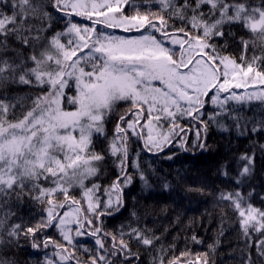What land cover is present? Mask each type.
<instances>
[{"label": "snow or ice", "instance_id": "obj_1", "mask_svg": "<svg viewBox=\"0 0 264 264\" xmlns=\"http://www.w3.org/2000/svg\"><path fill=\"white\" fill-rule=\"evenodd\" d=\"M156 3L158 12L142 13L132 0H12L11 14L0 11V197L4 198L0 207L12 195L17 201L28 196L44 205V214L34 224L23 220L9 224V217L15 213L0 215V246L18 245L24 237L31 240L33 249L53 247L55 251L45 255L43 264H114L115 259H120L121 264H137L140 254L132 250L131 241L146 248L154 246L159 238L148 234L150 230L129 225L130 230H121L119 238L103 233L111 237L109 247L99 235L102 228L83 231L85 224L92 225L93 219L111 215V210L123 206V190L132 181L126 173L129 132L143 139L148 151H159L186 133L178 123L180 118L199 121L206 133L208 124L201 119V110L209 101L220 109L209 115L212 121L228 112L229 101L264 104V0L255 4L249 0ZM128 6L137 10L126 14ZM49 7L64 16L86 17L92 26L69 21L65 32L47 38L44 33L51 28L53 19ZM98 24L139 34L97 32ZM225 25H236L250 34L248 39L238 38V58L223 54L229 39L236 40L231 27L226 35ZM64 35H73L74 40L62 43ZM214 38L223 39V45L211 43ZM25 48L30 50L28 54ZM71 82L75 95L67 96L65 90ZM10 84L36 86L41 88V94L31 99L27 111H23L28 97H9L6 89ZM234 89L245 91L238 94ZM65 99L73 110H66ZM119 102L131 104L119 116L107 149L118 160L119 175L101 191L100 184H85L98 175L97 165L105 159L93 150V135L104 133V121ZM18 105L21 115L16 117ZM10 113L13 119H9ZM232 118L238 131L244 129L239 134L244 135L246 126L238 117ZM162 121L168 124L167 131L161 130ZM138 128L146 129V135ZM261 129L264 123L253 126L251 131ZM202 131H196L197 140ZM185 138L181 137L182 141ZM180 146L183 148L184 143ZM239 161L243 162L239 176L250 174L254 154H242ZM133 166L139 167L135 162ZM140 178L147 185L142 172ZM74 188L80 189V199L70 195ZM61 195L63 199H57ZM219 199L228 201L237 214L241 234L247 238L246 248L254 244L256 256L264 259V209L253 206L239 191H222ZM62 209L66 210L61 213ZM72 225H76L75 237H95L94 254L88 248L83 249L86 258L77 254ZM52 227L66 243L46 234ZM253 233L259 234L255 241ZM202 255L205 258L201 260L197 255L195 264H208L207 254ZM247 255L245 264H254L251 252ZM0 264L16 261L0 256ZM153 264H164L163 256L154 257ZM168 264H180V258Z\"/></svg>", "mask_w": 264, "mask_h": 264}, {"label": "trees", "instance_id": "obj_2", "mask_svg": "<svg viewBox=\"0 0 264 264\" xmlns=\"http://www.w3.org/2000/svg\"><path fill=\"white\" fill-rule=\"evenodd\" d=\"M249 2L255 4L258 0H249ZM11 3L12 0L0 2V11L11 14ZM132 3L138 5V10L142 13L159 11L156 0H132ZM136 10L128 6L126 14L131 15ZM48 11L52 13L53 19L51 28L44 33L47 38L57 32H65L69 21L81 26H92V21L86 17L75 14L64 16L50 7ZM173 23H176L177 27L181 26L178 21ZM229 27L236 33V40L229 39V45L223 50V54L238 58L240 45L237 40L240 36L248 39L250 34L236 25H225L226 35ZM96 28L97 32L103 31L117 36L139 34L135 31L126 33L122 28H107L103 24L96 25ZM157 36L159 37V34ZM69 40H74V36L61 37L62 43L67 44ZM210 42L223 45L224 40L214 38ZM14 46L19 47V45ZM23 51L28 54L30 50L25 48ZM248 54L249 56L252 54L251 50ZM252 90L248 89V91ZM65 91L67 96H74V82H71V87ZM234 91L239 94L245 90L234 89ZM6 92L9 97L27 96L28 99L24 101L26 106L23 109L27 111L31 99L41 94V88L10 84ZM224 95L222 94V98ZM0 98H3L2 94ZM64 107L66 110H73L66 99ZM130 107V102H119L114 112L104 121V133H94L93 150L103 154L105 159L97 165L100 169L98 175L85 181L88 187L97 183L101 185L102 191L119 175L118 160L112 157L107 149L113 138L119 116ZM226 108L227 113L212 121L209 120V115L219 112L220 109L210 101L205 104L201 110L203 113L201 119L208 124L206 133H203L199 121L190 117L178 119V123L186 128V133H181L171 144L159 151L155 149L148 151L144 147L143 139L129 132L126 173L131 176L132 181L123 190V206L119 210H111V215H104L99 220L93 219V224H85L83 231L87 233L95 227L102 228L103 232L99 235L104 239L105 247H109L112 243L111 237L104 236L103 233H113L119 238L121 230L125 233L130 230L129 225L133 228L150 230L148 234L159 238L154 246L146 248L138 245L134 240L131 241L132 250L140 254L137 264H153V258L160 256H163L164 264H168L176 257L180 258V264H185L187 261L195 264L197 255L201 256V260L205 258L202 254H207L208 264H245L248 252H251L254 264H264V259L256 256L254 244L250 249L246 248L247 238L241 234L237 214L229 206V202L219 199L222 191H239L253 206L264 209V148H261V145H264V129L256 133L251 131L253 126L264 123V104L259 101L245 103L229 101ZM15 114L16 117L21 115L19 105L15 109ZM232 117H238L240 123L246 126L247 131L244 135L239 134V131L244 129L238 131L236 121ZM13 118L10 113L9 119ZM131 118V116L127 117V119ZM143 123L144 120L141 119V124ZM162 123L161 130L167 131L168 124L163 121ZM221 124L225 127L221 128ZM197 130L202 131L199 140L196 137ZM137 131H143L145 135L147 133L146 129L138 128ZM181 137L186 138L182 141ZM182 142L183 148L180 146ZM200 143L204 144L203 148L199 147ZM245 153L254 154L252 171L240 177L239 172L243 162L239 161V157ZM133 162L139 167H134ZM141 172L147 180V185L140 178ZM45 186L48 185L45 184ZM70 195L80 199V189H71ZM57 199L62 200L63 196H58ZM3 200L4 198L0 197V204ZM65 210L60 211L62 213ZM5 212L15 213L14 216L9 217V224L19 223L21 220L34 224L44 214V205L28 196L17 201L12 195L7 198V204L0 207V215ZM133 213L135 216L132 215ZM75 227L76 225H72L74 237ZM46 234L61 243H66L55 227L47 229ZM194 236L195 241L192 239ZM42 238L43 236L40 237ZM124 238L129 239L127 236ZM258 238L259 234L253 233L252 240L255 241ZM74 242L77 244V254L82 258H86L84 248L92 250L94 254L95 237L90 235L75 237ZM161 249H163L162 252ZM54 251L55 249L51 246L47 249H33L31 240L24 237L19 239L18 245L13 243L0 246V256L14 259L16 264H43L45 255H51ZM69 251H71L70 246ZM182 253H188V255H181ZM114 264H121V260L115 259Z\"/></svg>", "mask_w": 264, "mask_h": 264}]
</instances>
